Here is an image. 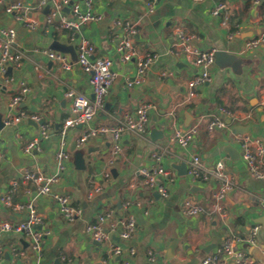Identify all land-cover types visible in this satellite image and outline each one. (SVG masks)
<instances>
[{"label": "crops", "instance_id": "1", "mask_svg": "<svg viewBox=\"0 0 264 264\" xmlns=\"http://www.w3.org/2000/svg\"><path fill=\"white\" fill-rule=\"evenodd\" d=\"M84 5L85 0H69ZM224 1L226 8L213 15L211 7ZM20 2L17 12L25 21L36 22L28 27L23 20L7 12V7ZM148 0H93L101 19L91 21L76 31H64L49 26V3L40 0H0V25L16 30L15 52L19 64L11 75L0 74V109L8 112L9 101L22 84L31 88L19 108L29 115H38L42 124L52 131L49 140L41 142L40 150L24 151L25 145L39 134V122L32 118L19 124L5 126L0 131V196L12 192L14 202H33L42 215L45 226L51 230L43 250H32L29 238L9 233L2 240L3 260L0 264H104L111 263L109 252L88 235L87 224L97 212L112 209L117 219L134 216L137 220L135 235L121 241L124 253L115 260H129V264H202L206 254L218 249L226 237L247 239L256 223L262 226L256 244L237 243L252 259L264 264V179L251 175L243 159L237 136L249 134L264 141V55L262 47L244 52L245 39L264 33V3L260 0H163L151 11ZM129 22L136 33L132 38L135 48L155 54L154 62L145 73L140 85H128L136 73L134 61L123 63L116 50L121 26L115 21ZM183 28L200 37L202 49L215 48L216 60L211 67V79L199 87L196 96H190V81L197 69L177 55L175 30ZM82 37L90 39L96 54L114 60L116 77L109 87L104 106L86 125H76L68 132L70 161L67 177L54 186V191L68 195L83 212L74 221H67L58 211L51 196L35 192L32 181L24 174L32 171L48 174L56 170V152L60 147L59 131L71 116L70 100L66 92L73 89L93 98L90 74L84 71L77 56ZM73 46V52H64L70 60L65 70L51 59L46 50L53 41ZM56 51V50H55ZM150 101L156 108L151 113L144 134L127 133L122 139V152L112 154L109 135L90 136L81 146L77 141L101 125L116 124L127 114H133L141 102ZM223 106L234 113L225 117L227 126L209 130L208 124ZM15 109V112L17 111ZM163 111V112H161ZM3 115V116H4ZM37 123L35 125L34 123ZM197 126V133L189 147L183 148L172 141L178 128ZM162 131L154 139L152 130ZM241 131L242 133H235ZM21 134V137L17 136ZM75 143V150L72 145ZM83 153L84 169L77 168L76 152ZM160 155L174 180L168 184V197L141 183L142 167L155 165ZM201 156L209 173L204 183L193 182L188 174L180 175L174 164L186 163ZM222 160L234 189L221 203L213 197L218 188L214 166ZM16 180V186L11 184ZM98 183L101 191L91 194ZM191 199L202 207V213L188 215L183 206ZM129 202L128 205L126 203ZM223 206L227 216L219 207ZM26 217L25 211L15 210L0 203V222H18ZM115 241H119L117 237ZM13 247L18 251L13 254ZM135 254L129 255L128 248ZM149 250L156 256L149 262ZM227 264H234L232 259Z\"/></svg>", "mask_w": 264, "mask_h": 264}, {"label": "built area", "instance_id": "2", "mask_svg": "<svg viewBox=\"0 0 264 264\" xmlns=\"http://www.w3.org/2000/svg\"><path fill=\"white\" fill-rule=\"evenodd\" d=\"M163 0H148L147 7L153 10L155 6ZM206 1V0H196ZM42 4L49 3V14L47 23L49 26H55L64 31H76L83 25L91 21L101 19V14L97 13L93 6V0H85L84 5L80 3H71L69 0H40ZM259 3L260 0H255ZM22 8L20 2L13 3L7 7V12L12 13L19 20H23L28 27H34L36 22L25 21L22 14H18ZM69 8V12L66 11ZM226 8L224 1H218L211 7L213 15H220ZM121 26L122 35L118 37L116 50L123 63L134 61L136 63V73L128 85L133 87L140 85L145 81V73L148 67L154 62L155 54L152 52L140 51L134 47L132 38L136 33L134 25L129 22L115 21ZM17 32L14 28L0 25V74L6 75L9 67H15L19 64V56L15 52ZM177 55L183 56L186 61L197 69L196 74L190 81V96H196L199 87L203 86L211 79V67L216 60L217 50L215 48L202 49L199 45L200 37L196 34L188 33L183 28L175 30ZM262 47L264 55V33L245 39L243 43L244 52H253ZM47 55L57 61L65 70L70 68V60L66 53L46 50ZM79 64L84 71L90 74V83L93 91V98L83 92L70 89L66 92L70 100L71 116L65 120L63 128L59 131L60 147L56 152V170L48 174H39L32 171H26L24 174L26 181H32L35 185V192L41 196H51L58 211L67 221H74L81 216L83 209L75 205L71 198L63 193L54 191V186L62 182L68 174V165L71 159L68 149V132L71 127L76 125L88 124L104 106L109 87L113 83L116 72L114 70V60L109 56L97 55L96 47L93 42L82 37L79 41V52L77 56ZM31 92V88L25 84L21 85L18 93L9 101L8 112L3 116L5 126L19 124L23 119L32 118L40 122L38 115H29L19 108L24 97ZM156 106L150 101H143L133 114H127L116 124L101 125L97 129L86 133L77 141L81 146L90 136L109 135L112 141V154L119 156L122 152V139L127 133L144 134L149 126L151 113ZM15 109L17 111L15 112ZM225 117L232 119L234 113L223 106L218 107L217 113L208 124L209 130L223 129L227 126ZM197 126L188 128H178L172 135V141L183 148H187L192 143ZM52 129L46 125H40V131L37 136L30 140L24 147V151L31 153L34 150H40L41 142L49 140L52 137ZM18 137L21 134L17 133ZM241 147L243 159L248 164L250 173L253 177L264 179V141L258 137H252L249 134L237 136ZM3 153L0 151V163ZM155 165L147 168L142 167L141 183L155 191L161 196L168 197V184L174 178L162 162L160 155H155ZM187 174L195 183H204L209 180V173L201 156L197 155L191 158L188 164ZM214 176L218 180V188L213 192V197L223 203L229 193L234 189V182L230 179L225 163L222 160L216 162L214 166ZM11 184L16 186L17 181L12 180ZM101 185L96 183L91 189V194L101 191ZM0 203L6 207H12L15 210L25 211L26 217L18 222L5 220L0 222V263L3 260L2 240L9 233H19L29 238L30 246L33 251L40 254L44 247L45 239L50 236L51 230L45 226L42 215L37 211L33 202H14L12 192L0 196ZM129 202L126 203L128 205ZM185 212L188 215L196 216L202 213V207L186 199L183 204ZM223 216H227L223 206L219 207ZM264 210V205H263ZM262 226L256 223L250 230L247 239H241L236 236H228L222 245L213 253L206 254L202 259V264H227L228 259H232L234 264H259L252 259L243 249L237 247L240 241H246L249 244H256L257 235ZM137 220L134 216L117 219L112 209L101 210L97 212L95 219L87 224L86 231L90 238L99 243L109 252L111 263L104 261V264H129V260H115L121 258L124 253V247L121 241L130 240L136 232ZM117 237L119 241H115ZM129 255L135 254V248H128ZM20 251L13 247V254L18 255ZM149 262H155L156 256L149 250L147 253Z\"/></svg>", "mask_w": 264, "mask_h": 264}, {"label": "water", "instance_id": "3", "mask_svg": "<svg viewBox=\"0 0 264 264\" xmlns=\"http://www.w3.org/2000/svg\"><path fill=\"white\" fill-rule=\"evenodd\" d=\"M262 3H264V0H261ZM73 3V2H71ZM66 11L69 12V8H66ZM51 49L56 50V51H60V52H73V46L71 45H66L63 43H60L59 41H53L51 44ZM13 71L12 67L8 68L7 74L11 75ZM5 109L1 108L0 109V131L5 127L4 123H3V115H4ZM163 112V111H161ZM32 123H34L33 121H31ZM43 122H39V124H42ZM35 125H37V123H34ZM162 131H159L157 129H153L152 130V136L154 139L160 138L162 137ZM235 133H242L241 131H235ZM76 145L75 143H73L72 145V149L75 150ZM76 163H77V168L79 169H84L85 165H84V161H83V153L81 151H77L76 152ZM174 167L178 170V173L180 175H185L187 174V164L186 163H181V164H174ZM257 222H263L264 221V217H259L258 219H256ZM181 264V263H178ZM186 264H195V262H190V263H186Z\"/></svg>", "mask_w": 264, "mask_h": 264}]
</instances>
